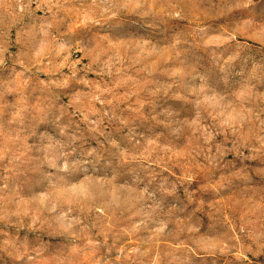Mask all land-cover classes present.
Returning a JSON list of instances; mask_svg holds the SVG:
<instances>
[{
  "label": "rangeland",
  "instance_id": "1",
  "mask_svg": "<svg viewBox=\"0 0 264 264\" xmlns=\"http://www.w3.org/2000/svg\"><path fill=\"white\" fill-rule=\"evenodd\" d=\"M0 264H264V0H0Z\"/></svg>",
  "mask_w": 264,
  "mask_h": 264
}]
</instances>
